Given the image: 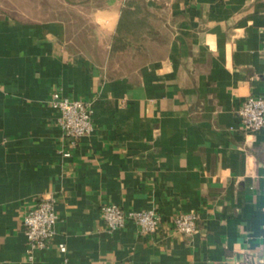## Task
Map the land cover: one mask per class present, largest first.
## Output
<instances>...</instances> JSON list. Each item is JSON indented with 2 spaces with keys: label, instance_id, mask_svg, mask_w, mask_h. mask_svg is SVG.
<instances>
[{
  "label": "crops",
  "instance_id": "1",
  "mask_svg": "<svg viewBox=\"0 0 264 264\" xmlns=\"http://www.w3.org/2000/svg\"><path fill=\"white\" fill-rule=\"evenodd\" d=\"M76 11L30 19L0 5V264H264V128L237 114L264 96V0H86ZM55 90L93 108L74 148ZM48 193L54 241L30 257L23 215ZM104 203L155 207L161 227L110 230ZM190 210L198 231L169 225Z\"/></svg>",
  "mask_w": 264,
  "mask_h": 264
},
{
  "label": "built area",
  "instance_id": "2",
  "mask_svg": "<svg viewBox=\"0 0 264 264\" xmlns=\"http://www.w3.org/2000/svg\"><path fill=\"white\" fill-rule=\"evenodd\" d=\"M50 104L58 112L57 124L71 148L76 147L82 137L93 131L91 102L69 97L61 90H55L50 96ZM237 114L245 128H264V96L248 95L239 106ZM71 153V150H62L64 156H70ZM100 210L110 230H116L128 222H134L141 233H155L162 223L161 214L155 207L125 210L119 204L104 203ZM199 218L200 215L195 210L179 211L174 214L169 225L173 229L190 235L198 231ZM57 220L58 214L53 193L42 196L38 202L25 211L22 222L28 240L26 251L30 257L36 250L48 248L53 244ZM58 247L61 251H66L64 243H59ZM216 264L241 263L237 260H221Z\"/></svg>",
  "mask_w": 264,
  "mask_h": 264
},
{
  "label": "rangeland",
  "instance_id": "3",
  "mask_svg": "<svg viewBox=\"0 0 264 264\" xmlns=\"http://www.w3.org/2000/svg\"><path fill=\"white\" fill-rule=\"evenodd\" d=\"M84 1L86 0H0V5L16 17L47 19L69 16L76 19V8ZM20 11L28 13L20 14Z\"/></svg>",
  "mask_w": 264,
  "mask_h": 264
}]
</instances>
